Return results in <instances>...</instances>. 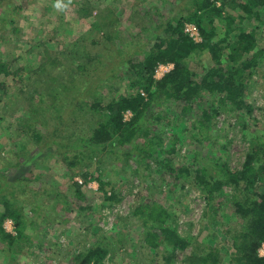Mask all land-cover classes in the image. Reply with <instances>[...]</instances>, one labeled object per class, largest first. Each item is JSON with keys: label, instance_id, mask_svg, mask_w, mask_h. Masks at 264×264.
Instances as JSON below:
<instances>
[{"label": "trees", "instance_id": "1", "mask_svg": "<svg viewBox=\"0 0 264 264\" xmlns=\"http://www.w3.org/2000/svg\"><path fill=\"white\" fill-rule=\"evenodd\" d=\"M188 1L185 14L175 18L166 17L165 20H159V23L145 30L147 40L140 42L145 44L143 48L145 51H140L144 56L138 62H134L132 57L122 60L125 48L121 44L115 48L116 50L107 45L106 53L104 51L97 54L98 59L99 57L101 59L99 66L88 68L83 63L77 65V72L82 81L93 80L96 77L93 87L98 84L99 87L113 88L112 79H115L122 66L127 64L129 73H132L128 89H136L134 92L128 90L127 94L115 97L107 104L104 103L106 96L97 95L98 89L93 92L87 89L88 95L86 96L87 91L82 92L78 98L72 97L75 95L73 92L67 94L68 111L65 114L58 113V116L55 114L56 118L54 117L53 121L57 123L56 126L53 125L55 128L46 125L49 118H45L42 97L39 99L34 96L32 103L30 102L31 108L36 113L41 111L43 116L39 120L48 128L32 131L34 132L32 139L39 145L44 144L43 147L57 145L58 152L54 154L58 156L62 154L68 167L80 166L89 171L87 175L82 176L86 183L92 180L99 183V192L102 193L104 201L119 199L118 191L114 187L111 190L106 189L110 182L107 183L103 179L106 170L102 166L99 165L97 168L99 175L94 176L90 170L92 165L84 164L85 159L97 158L100 151L104 150L118 152L121 154L120 157L127 155V150H133L137 155L134 157L137 164L134 173L143 180L144 169L153 173L157 168L160 169V173L163 170L164 174L173 177L174 185L170 180L166 181L167 188L170 186L177 189V183L184 179L186 184L200 189V193L206 199L204 219L209 218L211 222L217 219L221 206L219 200L225 196L224 187L233 188L232 199L228 202L232 203L237 215L242 218L244 227L240 233L228 232V235L233 237L236 248L232 260L234 264H264V257H260L258 252L264 244V192L260 193L257 190L259 185L264 188V132L252 136L240 170L231 169L228 163L224 164L220 158H210L207 153V156H203L205 149L214 151V148L205 146L206 142L213 137L215 142L219 140L217 134L216 136L211 134L217 128L218 117L225 113L253 112V106L248 100L247 80L260 66L264 48L258 47L256 30L249 31L243 22L245 19H260V9H264V0H233L237 2L234 5L236 9H241L245 13L244 16H235L227 11L228 0ZM149 10L145 9L140 20L131 23L134 26H141L142 18L149 19L152 16ZM135 18L136 15L131 17V20ZM6 20L14 26L13 19ZM217 20L225 24L224 36H220L219 28L215 25ZM187 24H194L198 28L200 41H195L185 32ZM96 25L99 27L98 23ZM104 38L108 42L118 44L119 39H115L110 30L104 34ZM207 52L211 55L214 66L206 69L203 74L194 72L190 67L191 61ZM162 64H170L173 68L158 79L156 70ZM12 73L14 72L8 63L1 60L0 75L9 76ZM90 97L94 98L92 103L88 101ZM171 101L181 107L180 114L174 115V118L178 117L175 121L168 119L173 116L167 111L165 113L150 109L153 105L163 110L168 106L169 109ZM208 103L210 104L207 105ZM126 113H131V116L126 117ZM167 120L165 130L157 129ZM151 121L157 125L151 126ZM225 122L230 124L232 129L237 125L225 120L223 124ZM179 123L186 124L188 130L181 133L177 128ZM60 129L63 131L62 134L59 132ZM194 129L198 130V133L189 135ZM217 131L220 132L221 129ZM166 132H170V135L167 136ZM193 144L199 145V148L186 149ZM127 145L131 147L126 148ZM122 147L125 148L120 152L119 148ZM221 149H227L226 144L222 145ZM130 156L131 153H128L127 158L130 159ZM22 162L14 165L21 166ZM163 184L165 185L164 181ZM242 184L245 186L240 188ZM151 186L146 188L148 193L153 191ZM173 189L166 191L172 193ZM33 190L32 188L31 195L27 186L21 184L20 180L14 181L6 179L4 175L0 176V206L4 208L0 212V243L4 246L1 250L7 255L13 252L22 253L27 246L28 249H43L45 239H40L35 244L36 240H33L32 234L28 231L30 228L37 230L43 223L52 225L57 219L52 217L54 211L48 212L44 203L32 206V200L39 198ZM45 194L50 201H64L58 191L54 195L48 194L47 191ZM74 200L73 202L79 204L75 211L80 216L84 213V221L87 223L88 218L92 217L89 211L95 209L93 204L85 205L88 198L79 184ZM142 201L132 212L134 223L137 225V218L143 226L139 242L131 238H128L129 241L133 240L138 245L145 244L155 256L157 253L154 250L158 251L161 246H165L166 255L170 259L175 257L177 250L192 247L190 254L179 264H221V252L217 245L201 243L199 238L192 236H183L176 225L172 226L168 222L171 216L170 209L158 201L151 199ZM65 204L69 205L67 201ZM27 207L30 211H26ZM6 221L14 222L12 232H8L4 227ZM94 228L92 227V230ZM121 230L117 222L111 234L97 233L95 242L88 247L85 246L73 259V264H99L106 256L112 255L117 246L123 241L126 242Z\"/></svg>", "mask_w": 264, "mask_h": 264}, {"label": "rangeland", "instance_id": "2", "mask_svg": "<svg viewBox=\"0 0 264 264\" xmlns=\"http://www.w3.org/2000/svg\"><path fill=\"white\" fill-rule=\"evenodd\" d=\"M188 2V0H73L69 10L60 13L53 7L54 0H0V61H6L14 72L9 76L0 75V176L4 175L9 180H20L21 184L27 186L31 195L33 188V192L39 195V198L32 200V206L44 203L48 212L54 211L52 217H57L52 225L43 223L41 229L30 228L28 231L32 234L33 240H36L35 244L38 240L45 239L43 249H28L27 246L22 253L13 252L7 255L1 250L4 246L0 243V264H73L72 261L78 253L84 250L85 246L88 247L95 242L97 233L111 234L117 222L119 229L122 228L121 232L125 235L126 242L123 241L124 243L113 250L112 255L106 256L99 264H151L152 262L179 264L190 254L192 247L187 250H177L173 259L166 255L165 246H161L158 251L154 250L156 256L152 255L154 253L145 244H139V247L137 242L143 226L137 218V225L134 223L132 212L144 199L158 201L170 209L171 216L168 222L172 226L176 225L183 236H192L199 238L201 243L217 245L221 252V264H234L232 259L236 248L233 237L229 236L228 232L240 233L244 224L232 203L228 202L232 199L233 188L224 187L225 196L219 200L221 206L216 222H211L209 218L204 219L206 199L200 193V189L186 184L184 179L177 183V189L170 186L167 188L166 181L170 180L174 185L173 177L164 174L163 170L160 173V169L157 168L153 173L144 169L143 180L134 173L137 166L134 157L136 158L137 155L133 150L126 151L127 155L131 153L130 159L127 155L120 157L121 154L118 152L104 150L100 151L99 157L84 161L86 166L92 165L90 170L94 176L99 175L97 168L99 165L102 166L106 170L103 179L107 183L110 182L106 189L111 190L114 187L118 191L119 199L104 201L102 193L99 192V183L95 180L86 183L83 178L82 175H87L89 171L80 166L68 167L62 154L59 156L54 154L58 152L57 145H50L52 148L43 147L44 144L39 145L32 139L34 134L32 131L48 128L39 120L43 116L41 111L36 113L31 108L30 102L34 96L42 97L41 101L45 107L43 113L45 118H49L46 125L52 128L57 124L53 122L55 114L58 116V113L65 114L68 111L67 94L73 92L75 95L72 97L78 98L86 91L87 96V89L91 92L98 89L97 95L106 96L104 103L107 104L115 97L118 98L129 91L134 92L136 89H128L129 77L132 73H129L127 64L123 65L117 77L112 79L113 88L99 87L98 84L93 87L96 77L95 80L82 81L77 72V65L83 63L88 68L99 66L101 59L100 57L98 59L97 54L104 51L106 53L107 45L115 49L121 44L125 48L122 60L132 57L134 62H138L144 56L142 52L145 51L143 49L145 44L140 42L147 40L145 30L159 23V20H165L166 17L175 18L185 14ZM228 2L227 11L235 16L245 15L241 9H236L234 6L237 2L233 0ZM145 9H150L152 16L149 19L142 18L141 26H134L131 21H139ZM260 10L259 20L245 19L243 25L245 24L249 31L256 30L258 47L264 48V9ZM135 15V20H131ZM7 18L14 20V26L6 20ZM215 25L219 28L220 36H224L225 24L217 20ZM105 29L106 32L110 30L115 39H119L117 45L104 38ZM137 43L139 46H136ZM212 66L214 62L208 52L202 53L190 63L191 69L198 74H203ZM172 68L170 64L165 65L157 78H162ZM247 83L248 100L253 106L252 114L245 111L222 114L218 117L216 130L211 133L212 136L217 134L219 140L215 142L213 137L205 144L214 148V151L203 150V156L207 153L210 158H220L233 170L242 169L252 136L264 132V57ZM93 100V97L88 99L89 103ZM169 105V109L165 106L163 110L156 105L150 109L165 113L167 111L173 116L168 119L175 121L178 117L174 118V115L180 114L181 107L174 101ZM130 116L131 113H126V117ZM224 120L237 125L232 129L227 122L223 124ZM166 123L168 120L157 129L165 130ZM150 125L157 124L151 121ZM178 125L177 128L181 133L188 130L186 124ZM218 129L221 131H217ZM197 131L191 130L189 135L197 134ZM59 132L62 134L63 131ZM166 135L169 136L170 132H166ZM224 144L227 149H221ZM190 146L186 149L199 148V145L195 144ZM129 147L131 145L126 146ZM123 148L125 147L119 148V151L122 152ZM178 158L182 160L181 157ZM19 161H23L21 166L14 165ZM78 184L88 198L85 205L93 204L95 209L89 211L92 217L88 218L87 223L84 221V213L80 216L75 211L79 206L78 203L73 202ZM149 185L153 188L150 193L146 190ZM244 186L242 184L240 188ZM166 189H173V192L168 193ZM257 190L260 193L264 192L262 185H259ZM45 191L51 195L58 191L64 201H50ZM66 201L69 205L65 204ZM3 210L4 208L0 206V212ZM26 211H30V208L27 207ZM4 227L8 232H12L14 222L6 221ZM92 227L95 228L92 230ZM128 238L137 242L129 241Z\"/></svg>", "mask_w": 264, "mask_h": 264}, {"label": "built area", "instance_id": "3", "mask_svg": "<svg viewBox=\"0 0 264 264\" xmlns=\"http://www.w3.org/2000/svg\"><path fill=\"white\" fill-rule=\"evenodd\" d=\"M185 32L189 34L195 41L201 40L200 33L198 28L194 24H187L185 27ZM165 65H161L157 70H156V78L158 77L161 68H163ZM170 67H173L170 65ZM168 73V72H167ZM160 79V78H158ZM260 257H264V244L261 247V251L259 253Z\"/></svg>", "mask_w": 264, "mask_h": 264}, {"label": "clouds", "instance_id": "4", "mask_svg": "<svg viewBox=\"0 0 264 264\" xmlns=\"http://www.w3.org/2000/svg\"><path fill=\"white\" fill-rule=\"evenodd\" d=\"M72 3L73 0H54L53 7L57 12L66 13Z\"/></svg>", "mask_w": 264, "mask_h": 264}]
</instances>
